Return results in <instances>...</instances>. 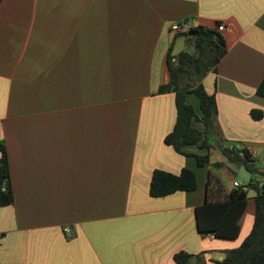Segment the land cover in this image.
<instances>
[{"label": "crops", "instance_id": "0c3cea01", "mask_svg": "<svg viewBox=\"0 0 264 264\" xmlns=\"http://www.w3.org/2000/svg\"><path fill=\"white\" fill-rule=\"evenodd\" d=\"M181 19L225 26L226 52L201 80L217 102L214 147L182 148L209 152L203 166L163 141L176 120L174 93L158 92L167 54L193 52L170 31ZM263 76L264 0H0V140L13 193L0 208V264H176L180 251L218 264L252 226L254 191L233 240L201 235L195 207L209 171L227 179L222 193L244 182L241 166L215 160L218 144L248 149L264 172ZM182 168L195 190L149 195L153 170Z\"/></svg>", "mask_w": 264, "mask_h": 264}, {"label": "trees", "instance_id": "16d2710c", "mask_svg": "<svg viewBox=\"0 0 264 264\" xmlns=\"http://www.w3.org/2000/svg\"><path fill=\"white\" fill-rule=\"evenodd\" d=\"M176 35L188 39L193 46V52L182 51L172 55L169 50L167 54L169 80L159 86L158 92L174 93L176 120L163 141L178 153L193 156L198 166H203L209 163V152L204 155L189 154L182 148L189 145L206 149L214 147L209 139V132L214 126L217 102L214 94H209L204 89L201 80L208 71L215 70L224 56L225 40L221 32L204 26H196L188 32ZM187 94H191L195 99V107L186 101ZM256 94L264 97V76L256 88ZM250 116L254 120H259L263 113L260 110H251ZM196 123H201L203 129L196 127ZM221 153L227 161L243 166L253 176L260 174L262 177L260 180L250 178L248 182H243L242 185L246 189L232 186L227 192L222 193L226 186L219 177L209 171L206 199L204 203L195 207L197 230L201 235L235 239L240 229L239 221L249 199L248 191L253 190V221L248 234L238 246L218 251L223 254V258L215 262L264 264V172L258 169L256 160L246 148L223 146ZM196 186L195 173L189 168H182L177 174L155 169L151 174L148 191L151 197H163L177 191H193ZM12 203L13 193L7 154L4 143L0 140V208ZM203 254L192 255L180 251L174 254V261L176 264H197L194 260L202 261Z\"/></svg>", "mask_w": 264, "mask_h": 264}, {"label": "built area", "instance_id": "2783aa9c", "mask_svg": "<svg viewBox=\"0 0 264 264\" xmlns=\"http://www.w3.org/2000/svg\"><path fill=\"white\" fill-rule=\"evenodd\" d=\"M191 28H193L192 24L189 22L187 19H181L177 22H174L170 26V31L174 32L175 34H180L184 32H188ZM215 29L219 32L223 31L225 29V26L223 23H218L215 26ZM232 185L234 187H241L242 189H246L242 184L238 183L237 181H233ZM64 232H69L70 228L69 227H64L63 228ZM211 238H214L213 235H210Z\"/></svg>", "mask_w": 264, "mask_h": 264}, {"label": "rangeland", "instance_id": "374dc122", "mask_svg": "<svg viewBox=\"0 0 264 264\" xmlns=\"http://www.w3.org/2000/svg\"><path fill=\"white\" fill-rule=\"evenodd\" d=\"M185 51H187V52H189V53H192V47L191 46H187L186 47V50ZM215 135H216V132L214 131V132H210L209 133V139H210V141H213V139H214V137H215ZM256 149H257V147H255ZM216 155H218L216 158L217 159H215V160H218V161H220V162H222L223 160L225 161L226 160V157L221 153H215ZM214 160V159H213ZM211 168H212V170L213 171H218V168L217 167H215L214 165H213V163L211 164ZM220 177H221V180H222V182H223V184L225 185V186H228V181H227V179L226 178H224V177H222L221 175H220ZM237 178L239 179V180H241V178L239 177V176H237ZM242 181V180H241ZM249 194H248V198H250L249 196H251L253 193H252V191H249L248 192ZM249 218V217H248ZM244 230H245V232L242 234V235H240V237L238 238V240H236V241H232V242H229V244L231 245V247H233V246H236L239 242H240V240H241V238L243 237V235H245V233L247 232V230L244 228ZM215 242H218V240H215Z\"/></svg>", "mask_w": 264, "mask_h": 264}, {"label": "water", "instance_id": "95a60500", "mask_svg": "<svg viewBox=\"0 0 264 264\" xmlns=\"http://www.w3.org/2000/svg\"><path fill=\"white\" fill-rule=\"evenodd\" d=\"M217 148H218V150H221V145L218 144V145H217ZM238 176H239L244 182H248V181L250 180V174H249L247 171H245V169H244L243 166H241V167L239 168ZM216 258H217V260L220 261V260H222L223 256H221V255H217Z\"/></svg>", "mask_w": 264, "mask_h": 264}]
</instances>
